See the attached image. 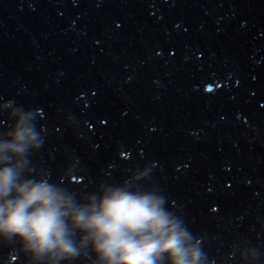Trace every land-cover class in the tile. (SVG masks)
<instances>
[{
  "label": "water",
  "instance_id": "obj_1",
  "mask_svg": "<svg viewBox=\"0 0 264 264\" xmlns=\"http://www.w3.org/2000/svg\"><path fill=\"white\" fill-rule=\"evenodd\" d=\"M25 117V178L152 194L196 264H264V0H0V143ZM0 264L52 261L0 234Z\"/></svg>",
  "mask_w": 264,
  "mask_h": 264
},
{
  "label": "clouds",
  "instance_id": "obj_2",
  "mask_svg": "<svg viewBox=\"0 0 264 264\" xmlns=\"http://www.w3.org/2000/svg\"><path fill=\"white\" fill-rule=\"evenodd\" d=\"M22 118L10 141L0 143V234L19 237L52 264L79 256L91 245L97 264H196L190 234L148 193L101 186L80 203L47 180L24 176L36 136ZM80 235L77 245L76 236Z\"/></svg>",
  "mask_w": 264,
  "mask_h": 264
}]
</instances>
